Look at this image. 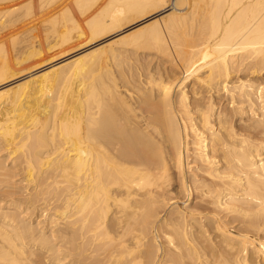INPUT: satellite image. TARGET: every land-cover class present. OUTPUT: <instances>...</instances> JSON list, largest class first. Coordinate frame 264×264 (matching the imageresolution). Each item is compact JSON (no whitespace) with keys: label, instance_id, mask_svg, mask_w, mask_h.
Masks as SVG:
<instances>
[{"label":"bare ground","instance_id":"obj_1","mask_svg":"<svg viewBox=\"0 0 264 264\" xmlns=\"http://www.w3.org/2000/svg\"><path fill=\"white\" fill-rule=\"evenodd\" d=\"M56 1L0 0L68 26L0 55V264H264V0Z\"/></svg>","mask_w":264,"mask_h":264},{"label":"rangeland","instance_id":"obj_2","mask_svg":"<svg viewBox=\"0 0 264 264\" xmlns=\"http://www.w3.org/2000/svg\"><path fill=\"white\" fill-rule=\"evenodd\" d=\"M56 1V0H55ZM59 1V2H58ZM72 1V0H71ZM70 0H67V2H69L70 4L72 3ZM60 3L61 2V0H57L56 1V4L58 5V3ZM173 2V1H172ZM64 4V3H63ZM61 6H63L62 4H60L59 5V7H61ZM72 6V5H71ZM183 6V7H182ZM181 6V9L180 10H178V12H180V13H183L185 10H186V8H185V6H186V2H184V4ZM22 7V6H21ZM58 7V9L60 10V8ZM15 9V10H14ZM57 9V11L55 12L56 14H60L61 13V10H60V12H58L59 10ZM74 9V7H72V9H71V13L73 14V16L75 15V17H76V19H77V17L79 16V18L81 19L82 18V15H81V17H80V15H78L79 14V12H77L75 9ZM184 10V11H183ZM29 11V12H28ZM27 11V6H23L22 8H20V7H18L17 9L16 8H13V10H11V11H9V13H8V15H7V17H8V21H10V23H12L11 24V29H12V27H13V24L15 23L16 24V28H14V30L11 32V29H9V34H8V36L6 35V37H7V39H6V37H4L5 39H3L2 38V40L0 41V48L2 47V45H3V47L1 48V50H0V55H1V53H2V55H3V52H4V54L6 53V55H12L14 52L17 54L18 53V51L20 50V48H21V50H20V54L21 53H23V55H24V53H26V51H28L27 49H29L30 48V46L32 45V44H36V45H38V43L39 44H45V45H47L46 47H50V45L49 44H51L52 46H54V49H55V51H58V49L61 47V45L59 44V43H57V40H59L60 41V37H59V34L60 33H62L63 32V27H64V29L65 28H68V26H67V24L65 25L64 24V26L62 27V24H61V28H60V30L59 29H57L58 30V34L57 33H55L54 31L52 32V31H50V30H53V28H51V27H49V26H47V25H49V24H47L45 21H43L44 20V18L46 17H48V14H50V13H47V14H45V12L44 11H42L41 13H40V11H39V13H37V15L39 14V16H38V19H39V17H41V20L39 21L38 19H37V15H36V12H37V10L36 9H29ZM34 13H33V12ZM12 12V13H11ZM26 12V13H25ZM58 12V13H57ZM28 13V14H27ZM43 14V15H42ZM32 15V16H31ZM34 15V16H33ZM149 15V14H148ZM162 15V14H161ZM163 15H165V13H163ZM145 16V15H144ZM44 17V18H43ZM143 16H137V15H133L132 16V19L129 21V23H128V25H130V24H133V23H136V22H138L141 18H142ZM19 18V19H18ZM34 19V18H36V20L35 21H31V19ZM78 18V19H79ZM157 18V17H156ZM15 19H17V20H15ZM154 19V18H153ZM152 19V20H153ZM14 20V22H12ZM30 20V21H29ZM150 21V20H149ZM148 21V22H149ZM44 23V24H47L46 25V27L45 26H43L44 24H42V23ZM79 21H77V24L74 26V25H71V27H73L74 26V28H72V30H71V33H70V37L72 38V36H74L75 35V37H76V34H78V33H81L80 31H78L79 29H76V28H78L79 26H80V24H81V20H80V22L78 23ZM147 22V23H148ZM18 23V24H17ZM36 23V24H35ZM84 23V21L82 22V24ZM143 23V24H142ZM142 23H140V24H137L135 27L136 28H133V30H129V31H127L126 33H128V32H130V31H136V30H138V28L139 29H141L140 27H142L144 24H146V22L144 23V22H142ZM21 24V25H20ZM81 24V26H83V27H86V29H87V26H84V25H82ZM85 24V23H84ZM35 25V26H34ZM70 25V24H69ZM77 25H79V26H77ZM86 25V24H85ZM138 25H140L139 27H137ZM28 26V27H27ZM38 26V27H37ZM58 26V27H59ZM65 26H67V27H65ZM79 27L80 28V30H82L83 32L79 35H77V36H80V37H76L77 39L79 38H83V37H85L86 35H87V32L89 33V30L87 29V30H85V29H83V27ZM125 25H123V27H124ZM48 27V28H47ZM76 27V28H75ZM18 28V29H17ZM30 28V29H29ZM36 28V29H35ZM50 28V29H49ZM62 30V32H59V31H61ZM66 30V29H65ZM64 30V31H65ZM85 30V31H84ZM15 32V33H14ZM31 34H30V33ZM74 32V33H73ZM85 32H86V34H85ZM7 32L5 31V34H6ZM23 33V34H22ZM54 33H55V35H54ZM125 33V34H126ZM82 34H84L83 35V37H82ZM13 35V36H12ZM19 37L18 39H15V38H17V36ZM29 36V37H28ZM47 36V37H46ZM11 37V38H10ZM31 37H32V39H31ZM75 37H73L72 39H74V40H77V39H75ZM22 38V39H21ZM55 38L57 39L56 41H55ZM13 39V40H12ZM19 39H21V40H19ZM54 39V40H53ZM8 40V41H7ZM17 40V41H16ZM21 41V42H19V41ZM23 40V41H22ZM26 40V41H25ZM30 40V41H29ZM35 40V41H34ZM47 40H48V42H50V43H48L47 42ZM12 41V42H11ZM14 41H16V43L18 42L19 43V45L17 46V44L16 43H13ZM1 42H3L4 44H5V46H4V44L3 43H1ZM9 42V43H8ZM24 42H26V43H24ZM28 42H29V44H28ZM55 42V43H54ZM10 43H11V45H10ZM48 43V44H47ZM12 44H16L14 47H18V48H14V47H12L13 45ZM21 44V45H20ZM28 44V45H27ZM54 44V45H53ZM57 44V45H56ZM24 45V46H23ZM120 45H122V44H120V43H117V44H115V47H119ZM10 46V47H9ZM20 46H22V47H20ZM28 46H29V48H28ZM58 46H59V48H58ZM11 47H12V49H11ZM8 48H10L11 49V51H10V49L8 50ZM57 48V49H56ZM95 48H97V46L95 47ZM95 48H93V49H95ZM3 49V50H2ZM6 49V50H5ZM14 49V50H13ZM18 49V50H17ZM24 49H25V52H24ZM16 50V51H15ZM30 50V49H29ZM92 50V49H91ZM13 51V52H12ZM89 51H90V49H89ZM9 52H10V54H9ZM85 52H88V50L87 51H85ZM85 52H83L82 54H85ZM144 52V51H143ZM143 52H140V54H142ZM151 53H154V52H152L151 51ZM14 55V54H13ZM19 55V54H18ZM45 65H47V64H44V65H42V66H40V68L41 67H43V66H45ZM36 69V68H35ZM33 71V70H32ZM31 77V76H30ZM33 77V76H32ZM28 79V77L26 78H23L22 80L23 81H25V80H27ZM21 80V79H20ZM17 81V83L15 82V83H12V84H10L9 86H11V87H15V85H17V84H19V82L21 83V82H23V81ZM9 86H5V89H4V87L2 88V90H6V88L8 89V88H11V87H9ZM9 152L8 151H6V150H0V157L3 159L4 157L6 158V164L8 165V167H9V165H11V163H10V161H11V157H9V158H7L8 157V155H6V154H8ZM20 170H18V169H16V171L14 170V174H15V176L13 177V180H14V182H17L18 183V181H20V180H22V178H23V176L25 177V175L22 173L21 174V172H19ZM20 173V174H19ZM21 178V179H20ZM18 185H20V186H25V184H24V182L22 183V185L19 183ZM19 191H17L16 192V194H15V196L13 195V198H18L19 196V198H26V190L24 189V191L23 190H21V188H19L18 189ZM20 191H21V193H20ZM43 199H40V201L38 200L37 202H28L27 204H25V206H26V208L27 209H29V211L30 212H28L29 214H31L30 216H31V218L34 220V223L35 222H37V220L36 219H38L39 217V219L38 220H43L45 217H44V215L47 217L49 214H51V212H48V214L46 213V214H44V215H41L40 216V210H38L36 207H37V205L38 204H40V202L42 201ZM57 203V201H55V200H53L51 203H50V206L51 207H56V205H58V204H56ZM181 206H182V204H181ZM33 212V213H32ZM34 214V215H33ZM64 263H66V262H64Z\"/></svg>","mask_w":264,"mask_h":264}]
</instances>
